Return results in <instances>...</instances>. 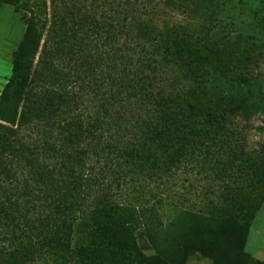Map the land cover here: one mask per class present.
Instances as JSON below:
<instances>
[{
	"label": "trees",
	"instance_id": "1",
	"mask_svg": "<svg viewBox=\"0 0 264 264\" xmlns=\"http://www.w3.org/2000/svg\"><path fill=\"white\" fill-rule=\"evenodd\" d=\"M164 1L175 9L188 8L185 0ZM214 1L219 2L224 23L244 27L248 21V26L255 28L248 49L241 53L228 50L224 26L223 33L210 28V34L199 38L181 29L161 32L137 22L140 43L151 46L156 57L154 69H174V81L187 87L155 90L144 77L131 74L122 56L121 64L114 68L118 75L106 76L119 92H114L102 109L111 115L115 101H122V92L139 98L147 107L145 147L137 151L140 166L167 174L184 160L199 157L200 152L222 178H231L232 169L228 168L239 162L247 184L234 190L227 186L229 195H223L225 204L219 210L209 214L186 211L165 231L154 223L148 208L110 199L85 208L79 183L56 192L53 211L38 225L26 214L0 205V264H32L52 250L57 256L72 251L77 264H187L195 253L210 258L213 264H264L245 250L250 226L264 204V156L248 152L239 140L243 132L232 128L237 118L248 124L256 116H264V76L249 66L257 51H261L258 55L264 51V31L257 24L264 0H206ZM1 2L29 16H25L27 28L14 55L12 75L0 95V121L19 127L52 122L51 126L59 127L62 142L70 145L78 144L84 136L99 138V131L109 127L104 116H96L86 125L78 96L65 83L72 77L81 80L83 69L94 80L99 77L97 68L104 58L92 51L89 31L96 18L80 9L70 10L67 0H50L51 20H47L48 0ZM122 6L124 13L129 11L128 6ZM128 28L123 22L104 26L95 22L93 26L106 30L104 38L110 43L118 42ZM55 60L65 61V69H59ZM256 129L264 133V125ZM235 135L233 142L229 136ZM68 157L75 161L71 154ZM62 161L66 169L78 174L64 158ZM80 218L84 232L76 226ZM142 225L155 250L153 255H147L139 245L137 231ZM78 236L84 240L73 246Z\"/></svg>",
	"mask_w": 264,
	"mask_h": 264
},
{
	"label": "rangeland",
	"instance_id": "2",
	"mask_svg": "<svg viewBox=\"0 0 264 264\" xmlns=\"http://www.w3.org/2000/svg\"><path fill=\"white\" fill-rule=\"evenodd\" d=\"M127 1L132 4L126 3ZM67 2L70 10L80 9L83 14L96 18L89 29L92 33V51L104 59L97 68V80L83 69L81 80L72 77L69 79L70 83H65L69 90L77 94L80 112L86 125L96 116L102 115L109 127L100 130L97 139L84 136L78 144L70 145L62 142L59 127L53 124L51 126L52 122H35L19 127L0 121V205L7 210L26 214L38 225L53 211L52 200L56 192L73 189L79 183L82 186L81 195L86 204L85 208L105 199L119 204L135 205L140 209L148 208L154 214V223L163 231L186 211L209 214L222 208L226 200L223 195H229L226 193L227 186L233 187L234 190L247 184L241 174L242 167L239 162L228 168L232 169L231 178L219 177L218 172L212 168L214 164L205 162L200 152L199 157L184 160L180 167L167 174L159 175L158 172L140 166L137 151L145 147L143 120L149 112L139 98L129 97L127 93L122 92V101L116 100L112 114L105 115L103 105L108 104L112 94L118 91V86H113L106 76L110 73L113 76L118 75L119 71L114 68L121 64V58L125 56L131 74L141 79L144 77L146 82L154 84L155 90L164 87L176 90L185 86L174 81L177 75L174 69H154L156 57L152 54L151 46H144L146 42L140 43L135 31L139 22L149 24L161 32L173 28L181 29L199 38L210 34V28L213 32L223 33L224 26L225 30H228L224 33L227 49L236 53H241L253 44L251 34L255 28L249 27L248 21L244 27L224 23L217 1L207 3L206 0H185L187 9H175L164 0ZM50 4L48 0L47 20H51L53 15ZM122 5L128 6L129 11L124 13ZM25 16H29L25 11L16 12L12 5L0 0V95L12 75L14 55L26 32ZM258 19V27L264 31V7ZM95 22H99L101 26L123 22L129 25V28L127 33L118 37V42L110 43L104 38L106 30L93 29ZM119 49H122V52ZM259 52L261 51H257L256 60L249 66L255 74L263 77L264 51L262 50L261 55H258ZM54 63L59 69H65V61L55 60ZM263 125L264 116L258 115L248 124L237 118L232 128L243 132V137L240 135L239 140L243 141L242 144L248 152L261 153L264 156V133L256 129ZM235 137L236 135L229 136V139L234 142L237 140ZM2 141L6 142V146H1ZM56 148L61 153L56 151ZM66 153L67 155H63ZM68 154H71L75 161H71ZM63 158L78 174H75L73 169L69 171L65 168ZM76 213L82 214L81 211ZM81 221L82 218L76 226L84 232V226L79 225ZM145 229L144 225L138 229V242L147 255H153L155 250ZM82 231L79 232L82 234ZM249 234L251 236L248 235L245 250L257 259L255 253L259 256V252L256 250L264 251V206L250 226ZM249 237L251 244L247 247ZM83 240L78 236L75 242L73 241V246L76 243L81 244ZM2 244L9 246V242ZM74 257L72 251L59 252L57 256L52 250L32 264H55L57 260L58 264H77ZM187 264H213V261L195 253Z\"/></svg>",
	"mask_w": 264,
	"mask_h": 264
},
{
	"label": "crops",
	"instance_id": "3",
	"mask_svg": "<svg viewBox=\"0 0 264 264\" xmlns=\"http://www.w3.org/2000/svg\"><path fill=\"white\" fill-rule=\"evenodd\" d=\"M264 206V205H263ZM253 232V231H252ZM251 234V233H250ZM249 234V235H250ZM251 236V235H250ZM250 244H251V240H250V237H249V239H248V245H247V247H249L250 246ZM257 252H259V256H257V254L255 253V255H256V258L257 259H259V260H264V251H262V250H256ZM253 253V252H252ZM253 255H254V253H253ZM254 255V256H255Z\"/></svg>",
	"mask_w": 264,
	"mask_h": 264
}]
</instances>
